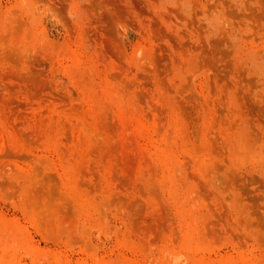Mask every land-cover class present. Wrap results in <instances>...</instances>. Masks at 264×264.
Listing matches in <instances>:
<instances>
[{"label": "rangeland", "instance_id": "rangeland-1", "mask_svg": "<svg viewBox=\"0 0 264 264\" xmlns=\"http://www.w3.org/2000/svg\"><path fill=\"white\" fill-rule=\"evenodd\" d=\"M0 264H264V0H0Z\"/></svg>", "mask_w": 264, "mask_h": 264}]
</instances>
